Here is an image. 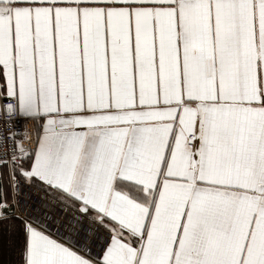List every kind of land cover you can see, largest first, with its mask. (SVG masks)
<instances>
[{
    "label": "snow or ice",
    "instance_id": "obj_1",
    "mask_svg": "<svg viewBox=\"0 0 264 264\" xmlns=\"http://www.w3.org/2000/svg\"><path fill=\"white\" fill-rule=\"evenodd\" d=\"M0 122V264H264V0H0Z\"/></svg>",
    "mask_w": 264,
    "mask_h": 264
},
{
    "label": "built area",
    "instance_id": "obj_2",
    "mask_svg": "<svg viewBox=\"0 0 264 264\" xmlns=\"http://www.w3.org/2000/svg\"><path fill=\"white\" fill-rule=\"evenodd\" d=\"M19 126L22 128L23 127V121H19L18 122ZM13 128V124L12 123H8L7 125H5L4 123L0 122V132L7 130H12Z\"/></svg>",
    "mask_w": 264,
    "mask_h": 264
},
{
    "label": "crops",
    "instance_id": "obj_3",
    "mask_svg": "<svg viewBox=\"0 0 264 264\" xmlns=\"http://www.w3.org/2000/svg\"><path fill=\"white\" fill-rule=\"evenodd\" d=\"M29 127H31V125H29Z\"/></svg>",
    "mask_w": 264,
    "mask_h": 264
}]
</instances>
